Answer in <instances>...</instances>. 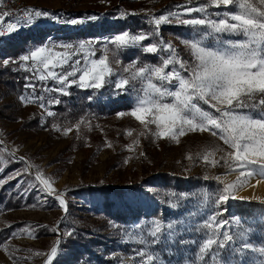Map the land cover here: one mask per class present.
I'll use <instances>...</instances> for the list:
<instances>
[{"label": "rangeland", "instance_id": "rangeland-1", "mask_svg": "<svg viewBox=\"0 0 264 264\" xmlns=\"http://www.w3.org/2000/svg\"><path fill=\"white\" fill-rule=\"evenodd\" d=\"M3 1L0 2V8ZM18 1L30 9L48 14L34 17L29 24L48 30V44L55 41L77 46L80 42L92 41L91 47L96 49L97 59L107 49L110 66L116 73L110 78L113 81L119 79L121 75L127 76L128 74L122 70L131 63L123 61L119 56L120 52L135 49L139 53H144V46L150 42L157 43V39L152 37L155 25L150 24V20L168 10L177 11L180 15L179 18H172L171 22L160 26L159 38L171 42L177 54L192 63L193 57L181 40L191 39L197 30H203L204 26L185 25L180 21L201 17L202 13L195 11L187 13L185 9L195 8L207 2V0ZM253 2L258 8H264V5L259 4V0ZM219 10H223V6ZM228 10L234 11L235 6H230ZM206 11L214 14L218 9L210 6ZM210 18L218 19L215 15H211ZM15 22L17 21L12 23ZM118 22H122L126 27L116 31L110 29L115 24L119 25ZM8 23L0 15V24L6 27ZM29 25L15 32L26 30ZM141 30L148 34L149 39L135 48L116 50L115 46L108 42L109 38H114L116 34L125 31L139 34ZM7 35L9 33L5 32L0 36V47L4 52L6 51L4 37ZM224 39L240 40L242 37L224 34ZM87 50L88 46L84 51ZM56 51L62 52L64 49L59 48ZM21 54L27 55L29 51ZM21 54L18 60L21 62L22 70L34 73L31 68L33 62L22 61ZM82 55L83 53L74 56L73 59L81 58ZM151 55L157 57L156 62L147 65L158 66L162 63L161 57L167 53L158 51ZM117 59L119 62H114ZM168 70L170 69L166 71ZM56 71L60 72L62 69L57 68ZM72 86L79 88L77 85ZM105 86L108 87L106 92L109 95L121 94L114 90L112 84ZM63 87L65 86L56 81L53 84L47 82L43 90L45 99H33L25 103L12 95L6 97L4 86L0 85V180H3L0 185L2 198L0 264H45L51 247L57 246V241L58 254L54 257L53 264H139L140 258L136 256V251L143 250L144 246L135 241L141 236H147L148 230L154 226V221L162 224L159 241L172 247L178 244L181 246L184 242L192 244L196 237L185 234L198 224L197 221H203L219 210L213 201L225 185L243 181L245 187L252 179H259L239 176L243 169L237 168L232 171L227 168L221 157L224 156L229 163H233L226 155L233 150L207 131L188 132L175 140L160 139L153 135L156 131L155 125H149V129L145 130L133 117L129 115L121 117L118 114L112 118L87 120L79 124L66 125L64 129L60 128L59 124L50 121L55 115L49 117L47 112L54 113L53 103H48L50 96L59 97L58 95L62 94L60 91L53 94V89ZM69 88L66 89L68 92ZM35 94L37 93L31 88L24 97ZM200 103L204 110H210L219 116L209 104ZM41 104L44 106L41 107ZM57 127L60 131L56 130ZM67 128H71V131L65 135L64 130ZM129 131L132 132L131 136L128 135ZM206 155L209 161L219 163L215 166L210 162L206 163L204 161ZM21 157L23 161L19 159ZM17 172L20 174L17 175ZM37 174L50 179L55 194H62L68 208L67 213L60 208L55 195H49L41 190L42 185L35 179ZM10 176L15 178L9 179ZM179 180H188V186L192 184L194 186L188 187L179 196L171 189L172 187H165L168 183L173 186ZM243 187L235 191L238 198L230 199L225 207L235 201L255 203L258 207L253 218L256 221L264 219V203H261L263 200L239 197L237 192ZM180 200L186 206L178 210L174 204ZM166 208H169L168 214L155 215ZM103 211L112 214L122 212L126 214L127 219L122 220L117 215L116 218L108 217L106 214L97 215ZM182 216L197 218L195 221H183ZM218 219L233 224L231 228L226 225L221 231H240V227L234 225V219H239L242 225L244 222L227 212ZM77 229L92 230L90 233L92 235H84L95 238L98 243H103L102 246L104 242L108 244L109 251L102 254L101 262L95 261L89 255L75 258V254L72 253L73 246L71 250L65 247L66 240L74 236ZM249 235L254 248L264 246V242L260 241L264 232L260 235L258 232L252 234L249 231ZM146 238L153 239L149 236ZM213 248L215 249V246ZM219 253L220 264H225L226 261L229 264H242L245 260L247 264H261L264 261V257H261L258 251L246 250L241 256L225 248L220 249ZM197 256L198 246L194 248L193 255H184L175 264H192ZM208 264H211L210 260Z\"/></svg>", "mask_w": 264, "mask_h": 264}, {"label": "snow or ice", "instance_id": "snow-or-ice-1", "mask_svg": "<svg viewBox=\"0 0 264 264\" xmlns=\"http://www.w3.org/2000/svg\"><path fill=\"white\" fill-rule=\"evenodd\" d=\"M259 4L264 5V0H259ZM210 6L218 11L209 14L206 9ZM221 6L223 10H219ZM230 6H235V10L229 11ZM185 11L203 14L201 17L180 21L185 25L204 26V29H198L191 39L181 40L193 57L192 63L182 59L171 42L159 38L160 26L171 22L172 18H179L180 14L173 10H168L150 20V24L155 25L152 37L157 39V43L150 42L143 48L150 54L158 51L166 52L167 55L161 57V65L137 67L135 63H130L122 70L128 75H121L114 81L110 79L116 73L110 66L108 50L105 49L100 58H95L96 49L91 47L92 41L80 42L77 46L53 41L35 47L20 59L24 62L29 60L33 62L31 68L40 81L50 78L64 85L65 87L58 89L63 95L70 94L66 89L72 85L82 89L100 90L106 84H112L114 90L131 98L130 109L127 112L121 111L118 115L133 117L144 126L145 130L149 129V125H155L156 131L153 135L160 139L175 140L188 132H210L233 150L226 154L233 163H229L224 156L221 157L227 168L232 171L237 168L243 169L239 172L241 177H258L264 180V8H258L253 0H207L205 4L187 8ZM0 15L6 17L10 13L5 12ZM42 15L48 14L35 9H26L17 22H9L6 27L0 24V36L5 32L11 34L31 24L34 17ZM211 15H215L218 19H211ZM224 34L241 36L242 39H224ZM146 39H149V36L143 30L139 34L125 31L116 34L114 38H109L108 42L119 50L135 48ZM86 46L88 50L85 52ZM59 48H63L64 51H56ZM81 53H83L81 58L73 59ZM8 62L4 61L5 64ZM114 62L119 61L117 59ZM57 68L62 71L57 72ZM65 68L67 70H63ZM167 69L170 70L166 71ZM70 77L74 79H69ZM25 87L35 90L36 84L30 82ZM20 99L27 103L33 99L43 98L29 96ZM213 101L215 103H212ZM200 102L209 104L219 116L210 110H204ZM52 103L58 104L59 101ZM43 106L41 104V107ZM242 109L246 111H240ZM47 115L52 117L55 114L48 111ZM56 130L60 131L58 127ZM70 131L71 128H67L64 134L67 135ZM128 135L131 136L132 132L129 131ZM19 159L23 161L22 157ZM204 161L210 162L213 166L219 163V161H209L207 155L204 156ZM250 165L256 167H249ZM19 174L17 172V175ZM35 179L42 185V191L55 195L60 208L67 213L65 199L62 194L54 193L50 179L44 178L41 174H37ZM2 183L3 180H0V185ZM243 185V181L229 183L216 196L213 204L219 210L209 215L197 229L203 232V238L198 244V256L192 264H197V261L199 264H208L209 260L211 264H220L219 250L225 248L241 256L246 250L258 251L260 256L264 257V246L258 249L253 247L249 229L244 228L239 219H234V225L239 226L240 231H221L226 225L229 228L233 227L229 221L218 219L228 211L222 206L230 199H237L235 191ZM161 233L162 224L154 221V226L147 233L153 239L149 240L141 236L135 241L144 246L143 250L136 251V256L140 258L139 264H158L159 257L149 250V246L159 242ZM58 245L59 241L57 246L51 247L45 264H53V259L58 254ZM225 264L229 262L226 261ZM242 264H247V261H243ZM261 264H264V261Z\"/></svg>", "mask_w": 264, "mask_h": 264}, {"label": "trees", "instance_id": "trees-1", "mask_svg": "<svg viewBox=\"0 0 264 264\" xmlns=\"http://www.w3.org/2000/svg\"><path fill=\"white\" fill-rule=\"evenodd\" d=\"M130 20H127L129 22ZM119 25L110 27V29L122 30L126 27L122 22ZM103 26V25H102ZM109 29V30H110ZM48 30L41 29L29 25L26 30L24 29L21 32H13L4 37V43L6 46V51L0 50V56H10L12 58H18L19 55L27 51L28 48L34 46L44 45L48 39ZM111 33V32H110ZM108 34V33H106ZM76 35V34H75ZM78 36V35H76ZM130 52V53H129ZM129 54V56H127ZM119 56L123 61H128L131 63H136V66H142L147 64H154L157 57L152 56L149 53H139L134 50H126L125 52L121 51ZM137 58V59H136ZM136 60V61H134ZM20 60H15L11 64H3L0 62V85L4 86V90L7 96H19L28 90L25 85L28 81L26 78L29 77V73L25 72L20 67ZM108 90L107 86H104L102 89H82L72 86L69 88V95H58L54 101H59L58 104L53 103L52 110L55 113V116L50 119L51 122H55L60 125V128H65L66 125L79 124L80 122H85L87 120H96V119H107L112 118V116L118 114L121 111H128L130 109V97L127 94H112L109 95L106 91ZM120 93V92H119ZM1 169V164H0ZM189 185L187 180H179L178 183L172 184L168 183L165 185L166 188L174 190L176 195L187 190L188 187L193 188V184ZM2 203V198H0V204ZM231 205L227 207L231 216L242 219L243 227L249 229L250 233H261L264 232V219L256 221L253 218L255 210L258 206L255 203H241V202H231ZM174 206L179 209L185 208L184 202L182 200L179 203H175ZM223 205L222 207H225ZM169 213V208H166L162 211H158L155 215L164 216V214ZM106 214L108 217L121 218L126 220V214L122 212H117V214H112L109 211H103L97 215ZM183 221H195L196 218L193 216H182ZM181 218V219H182ZM203 221H197L198 224L194 226L185 236H195L194 243H186L183 245L170 246L164 244L162 241L158 243L151 244L149 250L152 251L156 256L159 257L158 264H175L179 259H182L184 255H193L194 248L198 246L199 242L203 238V232L197 231L199 226L204 223ZM92 230L89 229H77L74 232V236L69 237L65 242V247L71 250L73 246L75 258L81 257L84 258L85 255L91 256L95 261L101 262L103 256L102 254H107L109 247L107 243H98L95 238H89L84 234H90ZM95 236V234H93ZM148 236V235H147ZM146 236V237H147ZM151 237V236H149ZM264 242V236L261 240ZM2 241H0V244ZM69 244V245H68ZM70 246V247H68ZM227 256V255H225Z\"/></svg>", "mask_w": 264, "mask_h": 264}, {"label": "crops", "instance_id": "crops-1", "mask_svg": "<svg viewBox=\"0 0 264 264\" xmlns=\"http://www.w3.org/2000/svg\"><path fill=\"white\" fill-rule=\"evenodd\" d=\"M46 44H48V39H47V42H46ZM41 46V45H40ZM35 47H37V46H35ZM35 47H31V48H28L27 49V51H30V49H33V48H35ZM2 47H0V50L2 51ZM21 56H22V54H21ZM2 59V60H1ZM5 60H7V61H9L7 64H11V63H13L15 60H18V58H12V57H10V56H1V58H0V62H2L3 64H5L4 63V61ZM23 63V62H22ZM20 64H21V62H20ZM19 64V65H20ZM20 67H21V69H23V67H22V65H20ZM57 70V69H56ZM24 71V70H23ZM29 73V72H28ZM30 75H29V77H31L32 79L31 80H29V79H27V78H29V77H27L26 78V81H28L27 82V84L28 83H35L36 84V88H35V90H33L35 93H37V94H35V95H33L32 97H34V98H39V97H42L43 99H45L44 97H43V90H44V87L46 86V84H47V82L49 83V84H53V83H55V81H53L52 79H46V80H44V81H40L39 79H38V77L37 76H35L34 75V73L33 72H30L29 73ZM28 90H26L24 93H22L21 95H19V96H13L14 98H20V97H24V95H25V93L26 92H28L31 88H27ZM58 89H60V88H55V89H53L54 90V92H52L53 94H55V93H59L58 92ZM48 92V91H47ZM47 92H45V93H47ZM55 98L56 97H54V96H50V101L48 102L49 104H50V102H52V101H54L55 100ZM21 100V99H20ZM39 100H42V99H39Z\"/></svg>", "mask_w": 264, "mask_h": 264}, {"label": "built area", "instance_id": "built-area-1", "mask_svg": "<svg viewBox=\"0 0 264 264\" xmlns=\"http://www.w3.org/2000/svg\"><path fill=\"white\" fill-rule=\"evenodd\" d=\"M3 2L0 12L1 14L5 12L10 13V15L6 17L1 15L2 18L8 22L17 21L24 15V10L30 9V7L18 0H4Z\"/></svg>", "mask_w": 264, "mask_h": 264}, {"label": "bare ground", "instance_id": "bare-ground-1", "mask_svg": "<svg viewBox=\"0 0 264 264\" xmlns=\"http://www.w3.org/2000/svg\"><path fill=\"white\" fill-rule=\"evenodd\" d=\"M237 194L239 197L247 196L264 201V181L260 179H252L249 185L243 187V189L237 192Z\"/></svg>", "mask_w": 264, "mask_h": 264}]
</instances>
